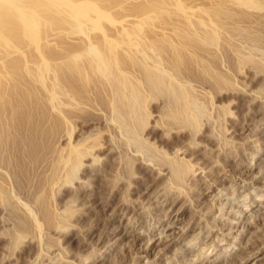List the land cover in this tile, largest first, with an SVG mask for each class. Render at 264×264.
<instances>
[{"label": "rangeland", "instance_id": "rangeland-1", "mask_svg": "<svg viewBox=\"0 0 264 264\" xmlns=\"http://www.w3.org/2000/svg\"><path fill=\"white\" fill-rule=\"evenodd\" d=\"M17 1L0 264H264V0Z\"/></svg>", "mask_w": 264, "mask_h": 264}, {"label": "bare ground", "instance_id": "bare-ground-1", "mask_svg": "<svg viewBox=\"0 0 264 264\" xmlns=\"http://www.w3.org/2000/svg\"><path fill=\"white\" fill-rule=\"evenodd\" d=\"M20 1V0H19ZM12 2H14V3H16V2H18L17 0H16V2L15 1H13V0H0V8H3V7H5V4L6 5H8V4H13ZM3 3H5V4H3ZM17 4V3H16ZM4 5V6H3ZM1 6H3V7H1ZM10 6V5H9Z\"/></svg>", "mask_w": 264, "mask_h": 264}]
</instances>
